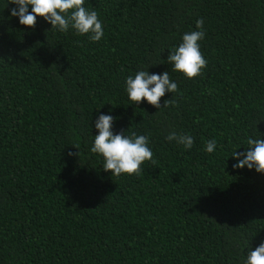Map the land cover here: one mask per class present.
Wrapping results in <instances>:
<instances>
[{"label": "trees", "instance_id": "trees-1", "mask_svg": "<svg viewBox=\"0 0 264 264\" xmlns=\"http://www.w3.org/2000/svg\"><path fill=\"white\" fill-rule=\"evenodd\" d=\"M84 6L102 22L98 42L40 16L21 25L0 0V264H245L264 242V173L232 155L264 139V0ZM199 30L207 66L189 79L167 57ZM140 70L168 71L178 92L160 103L175 104L132 103L126 78ZM100 114L114 134L148 136L154 163L105 171L90 150Z\"/></svg>", "mask_w": 264, "mask_h": 264}, {"label": "clouds", "instance_id": "clouds-1", "mask_svg": "<svg viewBox=\"0 0 264 264\" xmlns=\"http://www.w3.org/2000/svg\"><path fill=\"white\" fill-rule=\"evenodd\" d=\"M9 3L16 5L10 11V15L19 18L21 25L35 28L37 17H43L60 32H67L71 27L79 35L90 34L93 42H98L104 36L102 22L95 10L89 11L84 6V0H9ZM31 5V11H29ZM197 29H203V19H197ZM202 30L185 33L182 43L174 50L169 51L167 61L172 65L173 70L183 73L187 78L192 79L202 74L206 68L207 60L200 51V40L204 38ZM126 92L128 99L139 104L146 100L149 104L160 109L174 105L172 99L165 100L161 106L160 98L166 92L177 93L178 85L170 79L169 72L162 74H150L149 71L140 70L133 76L126 78ZM115 106V105H113ZM114 117L100 114L95 122L98 134L94 136V143L91 152L100 154L103 159V169L110 171L112 176L121 174L139 175L141 165L145 161H153V152L148 147L149 138L146 135H138L133 132L130 136L124 132L114 134ZM169 141L175 140L185 149H191L194 138L191 135L177 132H170L166 138ZM249 146L245 152H234L233 157L237 163L233 168L248 169L255 168L257 172L264 173V139L248 137L246 140ZM216 140H208L205 150L212 153L216 149ZM78 148L77 145H74ZM72 155V153H69ZM154 163V161H153ZM245 264H264V242L247 254Z\"/></svg>", "mask_w": 264, "mask_h": 264}]
</instances>
